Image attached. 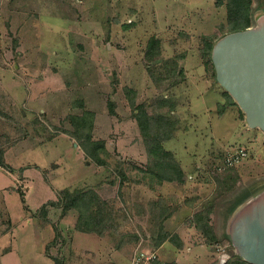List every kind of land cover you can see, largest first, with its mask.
Masks as SVG:
<instances>
[{
  "label": "rangeland",
  "instance_id": "obj_1",
  "mask_svg": "<svg viewBox=\"0 0 264 264\" xmlns=\"http://www.w3.org/2000/svg\"><path fill=\"white\" fill-rule=\"evenodd\" d=\"M227 2L0 0V264H131L137 250L152 249L159 207L151 212L156 197L140 196L133 181L147 157L131 99L178 123L164 146L180 162L184 183L157 186L156 194L181 207L164 220L169 237L159 247L160 263L226 264L238 255L233 220L264 191V133L249 127L238 105L219 113L226 90L203 48L227 31ZM247 14L250 28L258 27L264 0H251ZM153 37L162 53L148 63ZM182 54L180 80L172 78L167 89L155 85L146 65ZM161 97L176 100V110L157 105ZM79 116L93 122L94 138L105 140L107 165L88 159L68 134ZM238 146L248 157L211 173ZM80 187L100 188L114 209L116 225L103 237L76 231L75 210L49 205L48 217L36 214L61 190ZM238 199L244 204L230 212ZM201 210L212 213L205 220L215 244L197 228L193 214ZM8 246L11 253L3 255Z\"/></svg>",
  "mask_w": 264,
  "mask_h": 264
},
{
  "label": "trees",
  "instance_id": "obj_2",
  "mask_svg": "<svg viewBox=\"0 0 264 264\" xmlns=\"http://www.w3.org/2000/svg\"><path fill=\"white\" fill-rule=\"evenodd\" d=\"M250 5L251 0H228L227 31L216 41L213 42L212 40H208L206 42L203 48V56L205 58L213 53V48L220 39L229 33L250 28L251 24L247 14ZM161 53L162 44L160 39L156 37L151 38L145 52L146 61H148V63H157ZM185 58L183 54L176 55L169 59L162 60L161 63L155 64L154 67L146 65L150 79L155 85L167 89V87L171 85L170 81L172 78L176 79V77H178L180 80V76H182L181 72L184 68L181 65V61H184ZM210 62L214 69L212 59ZM224 97L226 99L225 103L219 105V113L221 115L224 114L229 106L237 105L236 101L227 91H225ZM157 105H161V108L165 109L169 114L176 110L177 102L168 97H161L157 101ZM116 106L115 100L109 101V113L113 116L116 112ZM131 107L132 117L137 121L139 131L144 139L147 157L145 166L143 165L138 168L142 175L139 176L136 174L133 181L140 187V190H138L140 193L138 194L148 198H150V193L153 194L156 198H153L155 201H149L152 203L151 207L160 208H158V216H155L156 219H158L156 221L160 230H158L157 236L151 239L154 245L152 247L153 250L158 249L163 241L169 237V232L165 229L164 220L168 217H172L181 207V204H178L179 201H176V199L156 194V191L158 192L157 186L161 188L165 184L174 183L179 185L184 183L183 169L180 162L177 160L175 154L167 150L164 146L166 141L175 137L178 131V123L167 114H151L145 104H136L133 99H131ZM72 126L73 130L68 134L83 148L86 157L94 160L98 165H107L108 162L103 156V154L106 153V142L104 139L94 138L93 131L95 126L93 122L84 116H79L73 118ZM4 164L3 147L0 146V166H4ZM118 175H120L124 181L128 180L127 174L124 173L123 170H118ZM261 193L262 192L257 191L254 197H258ZM148 194L149 196H145ZM158 199H160V201ZM161 200L164 201V203H162ZM240 202L241 200L238 199L237 205L234 204V207H230L231 209L229 211L231 212L233 209L234 212L237 211V207H241L244 204ZM49 205L61 207L64 213L75 210L77 214V222L75 224L76 231L96 233L103 237L114 227L112 222L116 225V218L114 217L115 212L112 205L110 206L109 201L103 199L94 188L86 189L80 187L76 190L65 188L59 192V199L57 201L44 205L36 214L40 217H48L49 209L47 206ZM153 207L151 208V212L155 209ZM211 214L210 210H201L193 214V217H196L195 221L197 222V228L204 233L208 242L210 244H215L217 237L210 223L205 220V217H210ZM179 247H181V245H179ZM59 263L61 264L60 260L56 259V264ZM226 264L251 263L246 261L238 253L236 257H233L232 260H229Z\"/></svg>",
  "mask_w": 264,
  "mask_h": 264
},
{
  "label": "water",
  "instance_id": "obj_3",
  "mask_svg": "<svg viewBox=\"0 0 264 264\" xmlns=\"http://www.w3.org/2000/svg\"><path fill=\"white\" fill-rule=\"evenodd\" d=\"M212 61L218 83L243 110L249 127L264 133V19L258 27L220 39ZM256 198L258 203L246 205L234 218L231 238L246 261L264 264V192Z\"/></svg>",
  "mask_w": 264,
  "mask_h": 264
},
{
  "label": "built area",
  "instance_id": "obj_4",
  "mask_svg": "<svg viewBox=\"0 0 264 264\" xmlns=\"http://www.w3.org/2000/svg\"><path fill=\"white\" fill-rule=\"evenodd\" d=\"M249 155L248 149L244 146H238L226 152L220 163L214 165L213 172L224 171L228 168L239 165ZM217 174V173H216ZM161 254L158 249H141L137 250L131 264H160Z\"/></svg>",
  "mask_w": 264,
  "mask_h": 264
},
{
  "label": "crops",
  "instance_id": "obj_5",
  "mask_svg": "<svg viewBox=\"0 0 264 264\" xmlns=\"http://www.w3.org/2000/svg\"><path fill=\"white\" fill-rule=\"evenodd\" d=\"M13 142V141H12ZM11 142V144H12ZM99 186V185H98ZM98 193H100V188H94ZM8 232L10 233L11 232V228L8 230ZM160 251V250H159ZM6 253H11V246H8L6 247L4 250H3V255H5ZM136 253V252H135Z\"/></svg>",
  "mask_w": 264,
  "mask_h": 264
}]
</instances>
